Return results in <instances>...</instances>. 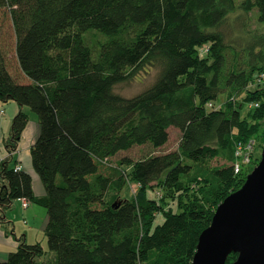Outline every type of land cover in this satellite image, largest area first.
<instances>
[{
  "label": "trees",
  "instance_id": "obj_1",
  "mask_svg": "<svg viewBox=\"0 0 264 264\" xmlns=\"http://www.w3.org/2000/svg\"><path fill=\"white\" fill-rule=\"evenodd\" d=\"M251 12L259 27H249ZM151 67L143 90L114 92ZM259 73L264 0H0V102L24 108L3 140L0 217L21 199L47 215V250L19 241L0 264H190L215 207L259 159L233 170L238 143L264 142ZM25 109L38 126L29 155L42 197L15 169ZM170 127L176 146L156 152ZM139 145L155 152L110 162ZM127 182L137 185L130 198Z\"/></svg>",
  "mask_w": 264,
  "mask_h": 264
},
{
  "label": "water",
  "instance_id": "obj_2",
  "mask_svg": "<svg viewBox=\"0 0 264 264\" xmlns=\"http://www.w3.org/2000/svg\"><path fill=\"white\" fill-rule=\"evenodd\" d=\"M264 264V142L241 186L217 204L198 235L190 264Z\"/></svg>",
  "mask_w": 264,
  "mask_h": 264
},
{
  "label": "crops",
  "instance_id": "obj_3",
  "mask_svg": "<svg viewBox=\"0 0 264 264\" xmlns=\"http://www.w3.org/2000/svg\"><path fill=\"white\" fill-rule=\"evenodd\" d=\"M4 104L6 103L0 102V159L8 155L3 140L8 135L11 117L20 108L24 109L15 102H7L11 110L10 116L7 117L5 115L6 110L2 106ZM37 134L36 120L28 114V122L21 133L13 158L16 160V165H19V169L30 174L33 194L36 197H42L44 189L32 169L29 155V147L34 142ZM46 221L47 215L44 207L32 202H27L26 207H23L21 200H15L11 209L0 217V261L4 260L10 251L16 249L19 241H25L26 243L39 241L42 244L45 238L43 230Z\"/></svg>",
  "mask_w": 264,
  "mask_h": 264
},
{
  "label": "rangeland",
  "instance_id": "obj_4",
  "mask_svg": "<svg viewBox=\"0 0 264 264\" xmlns=\"http://www.w3.org/2000/svg\"><path fill=\"white\" fill-rule=\"evenodd\" d=\"M250 15H251V20L249 22V27L250 28L259 27V25L255 21L254 13L251 12ZM89 45L91 46L92 43H90ZM204 50H205V45H203L199 48V54H203ZM155 74H156V70L154 68H152V67L146 68L145 70L140 71L130 81L116 84L114 86L113 90H114V92H116L122 96H125V97L133 96V95L137 94L138 92H140L141 90H143L145 87H147L153 81ZM224 99H225V95L219 94L217 96V98L214 100V103H213L214 107H217L218 105H220L224 101ZM2 106L6 110L5 115H7V117L10 116L11 110H10L8 104L6 103ZM246 109H247V104L243 103L242 109H241V115L242 116L245 115ZM25 110L28 112V114L31 116V118L35 119V116L33 113L29 112L27 109H25ZM30 121L32 122V120H30ZM178 139H179L178 129L174 128V127H170L169 128V137H168L167 142L162 147L155 149V151L156 152H162V151L174 148L177 144ZM152 151H154V149L151 148L149 145L133 146L132 148H130L128 150L118 152L114 157L111 158L110 162L114 163L117 159H119L120 157H124V156L128 157L131 160H136L138 158L146 156L147 154L151 153ZM260 151H261V146H259V141L254 140V149L252 151V159L254 157L259 156ZM208 162L210 165H219V164L224 163V161L222 159H218V158L210 159V161H208ZM123 168L126 169V167H123ZM136 187H137V185L135 183L127 182L126 185L124 186L123 190H122V196H124L126 198H130L132 196V194L135 193ZM147 194H148V197L155 198V196H156L155 195V189H153V190L148 189ZM170 206H171L173 212H178L179 209L175 208L174 203H170ZM162 220H163L162 213L161 212L156 213L155 219H154V224L161 223ZM42 245H43L44 249L47 250L45 238H44ZM48 254L50 255L49 257H52L51 252H48ZM44 259L45 258H43V260Z\"/></svg>",
  "mask_w": 264,
  "mask_h": 264
},
{
  "label": "built area",
  "instance_id": "obj_5",
  "mask_svg": "<svg viewBox=\"0 0 264 264\" xmlns=\"http://www.w3.org/2000/svg\"><path fill=\"white\" fill-rule=\"evenodd\" d=\"M256 83L264 82V73H259L255 80ZM208 106H212L211 103H208ZM254 149V140H249L246 143H238L235 147L234 155L236 161L233 165L234 172H238L241 167L250 164L252 151ZM19 165L15 166V169H19ZM21 205L26 207L27 201L21 199Z\"/></svg>",
  "mask_w": 264,
  "mask_h": 264
}]
</instances>
